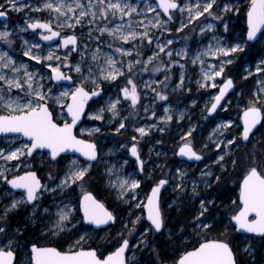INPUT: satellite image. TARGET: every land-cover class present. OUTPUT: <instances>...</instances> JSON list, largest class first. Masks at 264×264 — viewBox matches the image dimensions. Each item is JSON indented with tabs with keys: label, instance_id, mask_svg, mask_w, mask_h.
Listing matches in <instances>:
<instances>
[{
	"label": "snow or ice",
	"instance_id": "6c2138e0",
	"mask_svg": "<svg viewBox=\"0 0 264 264\" xmlns=\"http://www.w3.org/2000/svg\"><path fill=\"white\" fill-rule=\"evenodd\" d=\"M25 9L41 15L29 17L22 28L10 31L5 24L0 30V41L7 45V49H0V134L5 138L0 141V184L7 189L4 195L8 198L7 203L0 205V264H18L17 253L25 249L27 264H140L135 251L141 247L157 256L148 264H164L148 236L161 234L162 229L170 232L169 238L176 235V231L166 228L161 208V190L169 180L177 197L188 196L190 191L189 199L199 200L198 212L177 225L181 241L191 236L195 242L191 246L185 244L173 264H243L242 253L253 256L251 240L255 237L248 238L241 247L231 238L227 227L230 225L236 233L256 234L264 241V140L253 143L256 133L264 129V57L249 64L246 75L241 77L255 79L256 74H260L261 78L256 80L257 88L244 108L242 125H236L238 135L231 131V119L217 123L202 145L203 149L211 146L209 154L197 151L193 143L195 126H190L180 136L178 155L191 161L211 160L200 172L199 179L205 188L221 182L214 168L225 173L230 165L242 173L238 198L229 209L233 214L228 217V225L217 218L215 200L201 198L195 180L188 188L187 172L182 168L174 170L175 176L158 179L151 186L146 203L137 201L141 180L119 175L123 164L128 163L125 160L119 169L115 165L106 168L109 184L117 188L121 199L127 198L124 203L130 208H145L150 223L132 244L130 238L136 236L137 226L143 224L141 216L129 211L127 223L122 222L124 231L98 244L105 240L99 232L114 224L117 216L90 192L74 203L70 190L73 185L87 181L93 162L98 160L94 140L78 138L74 130L85 115L88 102L107 94L105 83L117 91L90 114V119L105 121V114H109L108 123L119 134L126 130L128 121L127 116L121 115L123 105L132 112L140 105L146 115L151 111L150 119L157 121L134 129L143 139L154 130L163 133L173 120V111L165 107L164 114L157 116L154 108L140 104L142 93L146 97L151 92L153 100L167 101L173 70L179 69L178 83L172 89L176 91L186 87L187 67L198 65L197 89L217 90L210 105H205L203 110V118L207 119L218 107L223 109L221 101L234 88L233 78L226 75L227 66L245 52L250 41L257 40L258 33L260 41L264 42V0H248L246 38L241 36L234 40L217 36L216 24L205 21L211 17L222 25L224 33H229L231 14L240 10L238 0H36L35 4L2 0L0 17H6L8 10ZM196 28L200 36L212 32L211 42L193 49L189 43L191 36L185 35L181 37L183 46L177 49L176 34L184 33L185 29L195 33ZM19 32L29 33L32 40L19 36ZM14 33L21 41L19 54L13 48ZM43 41L50 44L45 48ZM73 53L79 59H70ZM209 56L215 58L216 63H208ZM24 57L29 58L28 61ZM144 73L150 76L158 73L163 78L138 82L136 78ZM217 78H223V82L217 84ZM65 82L70 83L65 86ZM187 90L190 92L191 88ZM192 103L195 105L196 101ZM179 119H184L183 112L179 113ZM102 127L103 124L80 131H87L93 137L101 133ZM261 135L264 137V132ZM137 143V137L133 136L130 152L136 158L134 163L139 165V171L144 172L145 161L140 158ZM248 143H252V148L237 157L241 145ZM43 150H47V163L52 166L46 178L54 187L42 183L32 170V162ZM69 150L80 153L84 162L74 157L63 163L67 157L62 153ZM60 172L62 176L53 175ZM112 176L116 178L113 180ZM17 190L21 193L19 197L15 196ZM45 193L53 194L52 203L47 207L40 203ZM29 207L31 211L24 230L18 227L13 231L9 216L27 211ZM28 224L44 237L57 238L56 242L49 240V246H41L39 241L23 240ZM218 227L225 230L216 238H207L206 234ZM85 228L97 236L93 237ZM93 244L98 246L93 247ZM109 248L114 250L109 251ZM129 252L131 258L126 255Z\"/></svg>",
	"mask_w": 264,
	"mask_h": 264
},
{
	"label": "rangeland",
	"instance_id": "374dc122",
	"mask_svg": "<svg viewBox=\"0 0 264 264\" xmlns=\"http://www.w3.org/2000/svg\"><path fill=\"white\" fill-rule=\"evenodd\" d=\"M2 2V0H0ZM27 3L35 4L36 0H25ZM239 3V12L232 13L231 14V20L229 22V33H224L222 31V25L214 21L211 17L208 18L205 23H215L217 26L216 35L217 36H223L225 40H234L238 37H245L246 38V30L243 31V26L246 25V16L247 13V4L248 0H238ZM10 11V12H9ZM37 15H41L39 13H32L29 12L27 9L15 12L8 10L7 18L6 19H0V30H2L3 26L5 24L8 25L9 30H13V28H22L25 24V21L29 17H34ZM204 18L202 17L201 20ZM19 36L24 37L25 39L32 40V36L29 35V33L25 32H19ZM185 35H190V47L195 49L197 46L203 47L207 45L212 40L213 33L207 32L203 36L199 35V28H196L195 33H189L188 29H185L184 33L176 34V48L179 49L183 46V42L181 40V37ZM171 38V37H170ZM12 39L15 41V44L13 45V48L15 49L16 53H20V43L21 41L19 39H15L14 36H12ZM86 40L87 38L84 37ZM90 43V42H89ZM50 43H47L45 41L42 42L43 47H47ZM0 49H7V45L4 44L2 41H0ZM255 53V54H254ZM151 53H146V55H150ZM252 55H255V59H250ZM264 57V42H261L260 39L256 42L248 44V46L245 48V52L241 53L239 57H237L232 65L227 66L226 68V75L231 76L232 78H235L236 80V90L235 93H233L230 97H228L223 105V109H219L218 115L215 117V120L210 121V117L208 116L207 119L203 118V110L205 108V105H210L211 103V97L216 95L217 90L216 89H197L196 86V80L199 79V66L198 65H189L186 70V87L176 89V91H172L173 88H176V84L178 83V71L179 69L176 68L172 72V80L169 82V90L166 93L168 95L167 101H159V100H153V95L151 92H148L147 96L145 97L142 93V98L140 101L141 105H149L151 108H154V110L157 113V116H161L164 114L163 109L165 107H170L173 111V120L169 123L168 127L163 133H166V135H169V137L173 138L172 143L168 145L169 147L164 148L161 147L159 143L155 140L154 137L156 133L161 134V132L154 130L149 136L140 139L139 135L134 131L136 127L143 126L145 124L149 123H156L155 118H149L151 116V111L146 115L143 111V108L138 105L135 112H132L131 109L127 107V105H123V110L121 111L122 116H127L128 121L125 122L126 130H122L121 133L117 134L114 131V126L110 125L108 123L107 117L109 114L106 115L105 121H95L90 119V114L94 113L99 107L103 106L105 101H107L109 95H112L114 97L115 92L117 91L115 88L112 87V85H109L107 83L104 84L105 89L108 90L107 94L104 95L102 98L99 97L98 99L93 100L91 107L88 109V112L85 115L84 122L78 127L77 134L80 136H83L84 138H90L94 140L98 146V149L100 150L99 158L97 162H93L92 173H96L97 175L101 176V178L104 181V189L109 191V198L111 197L110 201L115 209L117 207H120L119 214L120 216L117 219V223H120L121 229L122 222L127 223L128 213L129 211H132L135 213V215H139L142 217V224L143 226L138 225L139 231L136 233V236L134 238H130L132 241V244H135L137 239H139V233L143 232V228L146 227L150 222H148L145 218V211L144 208L136 209V208H130L128 204L124 203V199H121L119 197V192L117 188L112 187L109 184V174L106 172V168L111 167L112 165H115L116 168H121V165L125 160L128 161L127 164H123V168L121 169L119 175L122 177L126 176H133L137 179L141 180V186L140 189L137 190V201H144L146 202V196L149 195L151 191L150 184H148L149 180L152 179V176L154 174L158 175V179H161L163 177L169 178V176H175V169L176 168H182L187 172V180L188 188H191V181L195 180L198 187L197 191L200 193L201 198L207 197L209 199H215L214 195L212 194L209 189L205 188V185L203 182L200 181V172L202 169H204L205 164H210L211 160L207 159L203 163H195V164H189L187 161L183 160L184 162H178L175 163L177 165L174 166H168L166 163L170 158H172L174 155H176L177 149L180 146V136L183 134L184 131H186L190 126H195L196 131L193 133V143L196 145V147L203 151L205 154H209L211 151V146L209 149H203L202 145L207 142V138L209 134L212 132V129L215 128L217 123H220L222 120H228L231 119L233 121L232 129L231 131L233 133L239 134V130L236 128L237 124L242 125L241 121V115L244 111V108L247 105V101L245 99H250L252 97V93L256 90L257 84L256 80L260 79V74H256L255 79L253 77H248L247 80L241 79L242 76L246 75V69H248L249 64H254L258 62V60ZM87 58V57H86ZM25 61H28L29 58L24 57ZM70 59H79V56H77L75 53H73V56L70 57ZM208 63H216V59L209 56L206 58ZM243 61V66H241V63ZM35 63V62H31ZM150 78L152 79H162L163 77L160 74H153L150 76L149 73H144L142 76H138L136 79L139 82L140 80L147 81ZM189 78L191 82H189ZM223 82V78H217V84H221ZM253 82V90L250 93L248 90V85ZM69 83H65V86H67ZM191 88V91L189 92L187 89ZM195 100L196 103L193 105L192 101ZM123 104V102H122ZM184 113V119H179V113ZM131 113V114H130ZM103 124V127L101 128V133L95 134V136L90 137L87 131L81 132L80 129H89L94 127H100ZM136 136L138 140V146L140 147V150L144 154V161L145 165L144 172L139 171V165L134 163L136 160L130 156V145L132 144V137ZM262 137L261 133L259 132L256 134L255 138H253V143L260 140ZM5 138L3 136H0V141H3ZM241 150H244L246 153L252 148V143H249L247 147H245L244 144L241 145ZM159 153V155H157ZM63 155V154H62ZM67 157L63 163H67L68 160L72 158H78L81 163L84 162V160L78 156L77 154H66L63 155ZM214 159V157H213ZM167 160V161H166ZM34 164V167L32 170H35L38 173V176L42 179L43 183H48L50 186H53L50 181L47 180L46 174L51 169V165L47 163V150L42 151L36 159L32 162ZM35 165H39V167H35ZM56 167H59L57 165ZM163 169V170H162ZM172 170V171H169ZM213 172L215 174H219L220 172L218 169H213ZM146 173H150V176H146ZM167 173V175H166ZM63 175V172L60 173H53V175ZM91 176L87 179V181L83 184H76L72 186V189L70 191H73V202L75 203L77 198H81L86 191L91 190L90 187V179ZM115 176H112L111 179H115ZM157 179V180H158ZM59 181H57L58 183ZM152 186V185H151ZM213 186V185H212ZM165 192V199L164 202L161 205L162 210L164 211L165 208L169 207V205H172L171 207H175L180 203L181 198H188L191 197V192L189 191L188 196H180L177 197L176 193L173 191V185L172 181L169 180V185L166 188ZM7 191V189L4 188L2 184H0V205H3L8 202V198L4 195V193ZM20 191L15 192V196H20ZM53 200V194L45 193L44 197L41 199L40 203L47 207L49 204L52 203ZM176 201V204H173V201ZM191 201H194L196 199H190ZM217 207L219 205L216 204ZM232 203L227 204L226 208L222 207L219 208L217 211V217H224L226 218L227 222L226 225H228V217H230L233 213L229 211V209L232 207ZM199 207V203H198ZM124 209V210H123ZM224 209V211H223ZM31 211V208L29 207L27 211L21 210V212L17 215H11L9 216V221L11 224V228L14 231L16 228H18V222L17 220L23 219L26 223L28 213ZM53 212H55V209H52ZM19 219H17V217ZM17 219V220H16ZM14 223V226L12 225ZM30 227L32 225L28 224ZM13 226V227H12ZM79 227V226H78ZM131 227V225H129ZM20 228V227H19ZM33 228V227H32ZM169 229L168 227H166ZM225 229V228H224ZM22 230V229H21ZM124 230V229H123ZM227 227V231H228ZM85 231H88L90 235L95 237V232H92L91 229H85ZM33 233H36L37 240L40 242L41 240H44L45 242H48L49 240L53 241L57 238H48L41 235L40 232H36V230L33 228ZM102 237H105V240H101L103 242H106L107 239L111 237L110 230H103L101 233ZM161 235L169 236L170 232L163 229L161 231ZM152 237L154 235L150 234L148 236V239L151 241ZM74 239L77 237H73ZM250 238L249 236L244 237L245 241ZM255 241V238L251 240V244L253 247V243ZM36 242V241H34ZM42 242V241H41ZM246 243V242H245ZM259 242L258 244H260ZM254 249V259L253 256H249L246 253V257L248 256L250 258V263H253L256 259V251L257 249ZM264 249V248H263ZM262 249V250H263ZM151 253L149 250L144 249L143 247L137 249L135 251V257L140 262V264H148V261H152L150 255ZM261 262L259 264H264V251L261 252ZM132 253H128V257L131 258ZM28 259V252L25 249L22 253V256L20 258V261L18 264H27ZM248 264V263H246Z\"/></svg>",
	"mask_w": 264,
	"mask_h": 264
},
{
	"label": "trees",
	"instance_id": "16d2710c",
	"mask_svg": "<svg viewBox=\"0 0 264 264\" xmlns=\"http://www.w3.org/2000/svg\"><path fill=\"white\" fill-rule=\"evenodd\" d=\"M247 29L246 25L243 26V31ZM255 54V53H254ZM250 59H255V55H252ZM248 90L251 93L253 90V82H251L248 85ZM249 99H245V101H248ZM261 140H264V137L261 138ZM244 150H241L240 152L238 151V154L236 155L237 157H241L244 154ZM240 172L239 170H233L232 167L229 165L228 170L225 173H221V182L219 184H213V186L209 189V191L212 194H215V203L218 204V207H216L215 211L219 210L222 205H227L229 204L230 201H232L234 198H237L236 192L231 189L227 184L229 180L232 179V174ZM90 187L92 192L96 194L98 198H102L105 202L111 204V197L109 198V191L104 189V181L101 178V176L97 175L96 173H92L91 179H90ZM227 185V186H226ZM164 200H166L164 198ZM166 201L164 202V204ZM198 203L199 200L196 199L194 201H191L188 198H181L180 203L178 204L179 206L175 207H167L164 210V215L166 218V227H168L171 230L176 231V235L174 236H164L161 234H155L154 237H152L151 242L155 246L156 253L159 254L158 259L160 261H163L164 264H173V261L175 259H178V254L182 253L184 250V245L187 244L191 246L195 242L194 237H186L183 241L179 239V232L177 225L180 222H187L191 216L195 215L198 210ZM124 210V209H123ZM118 213L120 211V207H117L116 210ZM218 214V213H217ZM120 215V214H119ZM218 219H221L223 221V224L226 221V218L224 217H217ZM25 223L20 224L22 226L23 230L25 228ZM225 225V224H224ZM24 226V227H23ZM27 231L24 233V236L29 238V240H34V234H29L31 230H33L32 227L27 225ZM228 233L231 234V238L236 240L237 243L243 247L244 246V241L241 242V239H239V235L235 232V230L230 226L228 227ZM225 229L224 227H218L217 229L213 230L210 233H207V238L213 239L216 238L220 232H223ZM190 231V229H189ZM253 247L257 249L256 251V256L261 253V249L258 247L256 242L253 243ZM149 257H151L152 261H155L157 259V256L154 255L153 253H149ZM246 253H242L240 259L243 261V264L248 263V264H256V263H250V258L245 256Z\"/></svg>",
	"mask_w": 264,
	"mask_h": 264
},
{
	"label": "flooded vegetation",
	"instance_id": "af4514ba",
	"mask_svg": "<svg viewBox=\"0 0 264 264\" xmlns=\"http://www.w3.org/2000/svg\"><path fill=\"white\" fill-rule=\"evenodd\" d=\"M10 12V11H9ZM236 81V80H235ZM236 86H237V84H236ZM236 86H235V89H236ZM233 93H235V92H233ZM232 93V94H233ZM217 94V93H216ZM232 94H230L228 97H230ZM227 97V98H228ZM99 98V97H98ZM98 98H96V99H98ZM227 98H225V100H224V103H225V101H226V99ZM92 102L93 101H91L89 104H88V106H89V108L91 107L90 105L92 104ZM224 103L222 104V105H224ZM219 109H220V107L217 109V112L216 113H214L213 115H209V117H210V121H213V120H215V117L218 115V113L220 112L219 111ZM262 123H264V121L262 122ZM260 127V126H259ZM258 127V128H259ZM262 132H264V129H261V131H260V133H262ZM259 132H257L256 134H258ZM156 139V141H161V143L162 144H160V146L161 147H164V148H167V147H169L168 145H170V143H172V141H173V138L172 137H169V135H166V133H161V134H158V133H156L155 134V136H154ZM262 138V137H261ZM261 140V139H260ZM249 144V143H248ZM248 144L247 145H245V147H247L248 146ZM195 145V144H194ZM131 146V145H130ZM196 146V145H195ZM137 147H138V149H139V151H140V158H141V160H143L144 161V157H143V153H142V151L140 150V147L138 146V144H137ZM131 148V147H130ZM196 149H197V151H201V150H199L197 147H196ZM241 147H240V149H239V152L241 151ZM178 150H179V148L177 149V152H178ZM129 152H130V149H129ZM177 152H176V155H174L172 158H170L169 160H168V162L166 163V165H168V166H172L173 168H174V166L175 165H177L175 162L176 161H178V162H184L185 160L187 161V163H189V164H195V163H203L205 160H203V161H195V162H191V161H189V160H187V159H182V158H180L178 155H177ZM238 154V152L236 153V155ZM130 156L132 157V155H131V152H130ZM132 158H134L135 160H136V158L135 157H132ZM184 160V161H183ZM167 161V160H166ZM145 170H146V168H144ZM221 173H219L218 175H220ZM221 176V175H220ZM164 179H168V178H166V177H163ZM157 179H158V175H156V174H154L153 176H152V179H150L149 180V182H148V184H150V187H151V185H153L156 181H157ZM242 181V173L241 172H238V173H234V174H232V179L231 180H229V182H228V186L229 187H231V189L232 190H234V192H236V196H237V198H238V194H239V185H240V182ZM169 185V184H168ZM168 185H166V187L164 188L165 190H164V192H163V194H162V196H161V205H162V203L164 202V198H165V192H166V188H167V186ZM226 185V186H227ZM92 191V190H91ZM87 192V191H86ZM237 198H234L232 201H234V200H237ZM100 199V198H99ZM102 199V198H101ZM103 200V199H102ZM104 201V200H103ZM232 201H230L229 203H232ZM105 202V201H104ZM107 205H108V207L112 210V212L113 213H115V215L117 216V219H118V217L120 216L119 215V213L116 211L117 209H115L114 208V206L112 205V203L110 204V203H107V202H105ZM226 206L227 205H222L221 206V208L222 207H225L226 208ZM223 211H224V209H223ZM163 213H164V211H163ZM17 217V219H19V217L18 216H16ZM145 218H146V216H145ZM16 219V220H17ZM147 220V219H146ZM17 224H18V226L22 229V231H23V228H22V226H20V224H24L25 222H24V220L23 219H19V220H17ZM149 222V221H148ZM226 222H227V220L225 221V225H226ZM26 224V223H25ZM13 226H14V223L12 224ZM12 226V227H13ZM24 227V226H23ZM228 227H230V225H228ZM85 229H89V228H85ZM110 230V234H111V237L110 238H112V237H114L115 235H116V233L117 232H119V231H124L123 229H121V226H120V223H117V221L114 223V224H110L109 226H106V227H104V230ZM163 230V229H162ZM161 230V231H162ZM101 233H102V231L101 232H99V236L100 237H102V235H101ZM29 234H34V240H32V241H38L37 240V238H35V236H37L36 235V233H33V230H31V232L29 233ZM238 235H239V239H241V242L242 241H244V242H246L245 241V239H244V237H246V236H249L250 238H252V237H255V241L254 242H256V244L258 245V247L262 250L263 248H264V241H262L256 234H248V233H237ZM95 235L97 236V233H95ZM95 236V237H96ZM109 238V239H110ZM61 240L63 239V238H60ZM23 240H29V238H27V237H23ZM23 240L21 241L22 243H23ZM56 240L57 239H55V240H53L52 242L53 243H55L56 242ZM42 241V242H41ZM39 243H40V245L41 246H48L49 245V241L48 242H45L44 240H41ZM130 242L132 243V241L130 240ZM259 242H261L260 244H258ZM90 243H91V241H90ZM105 242H103V241H98V244H104ZM98 244H93L92 246L93 247H97L98 246ZM244 245H245V243H244ZM118 246V245H117ZM109 251H111V250H114V248H109L108 249ZM264 251V249L261 251V252H263ZM106 254V253H105ZM128 255V254H127ZM261 255H262V253H260V254H258L257 256H256V259H255V261H253L254 263H256V264H259L260 262H261ZM21 256H22V253L21 252H18L17 253V261H18V263H19V261H20V258H21ZM245 256H246V254H245ZM246 264V263H245Z\"/></svg>",
	"mask_w": 264,
	"mask_h": 264
},
{
	"label": "water",
	"instance_id": "95a60500",
	"mask_svg": "<svg viewBox=\"0 0 264 264\" xmlns=\"http://www.w3.org/2000/svg\"><path fill=\"white\" fill-rule=\"evenodd\" d=\"M246 13H247V11H246ZM7 18V16L6 17H0V19H6ZM246 24H247V16H246ZM247 31V30H246ZM260 39V33H258L257 34V40H254V41H250V43H253L254 44V42H256V41H258ZM45 42H47V41H45ZM47 43H50V42H47ZM233 81H234V88L233 89H230L229 90V92L226 94V96H225V98H227L230 94H232L233 92H235V86H236V81H235V78H233ZM65 83H70V82H65ZM96 98H98V97H94L92 100H90L89 102H88V104L91 102V101H93V100H95ZM224 103V100L223 101H221V104H223ZM219 108V107H218ZM217 108V109H218ZM88 109H89V106L87 105L86 106V108H85V115H86V113L88 112ZM214 113H212L211 115H213ZM85 115L81 118V122H79L78 123V125H77V128L74 130L75 131V133L77 134V129H78V127L84 122V120H85ZM242 116H243V113H242V115H241V121H242ZM263 122V121H262ZM243 123V122H242ZM257 127H259V125L257 126ZM0 136H2V134H0ZM77 136H78V138H81V139H90V138H84L83 136H80V135H78L77 134ZM95 142V141H94ZM96 143V142H95ZM131 147V146H130ZM97 150H98V158H99V153H100V150L98 149V146H97ZM44 151V150H43ZM179 151V150H178ZM178 153V152H177ZM63 155H66V154H77L78 156H80L83 160H85V158L80 154V153H78V152H73V151H71V150H69V151H67L66 153H62ZM178 155V154H177ZM180 158H182V159H187L186 157H182V156H180V155H178ZM133 157V156H132ZM188 160V159H187ZM98 161V160H97ZM97 161H94V162H97ZM189 161H191V160H189ZM191 162H195V161H191ZM35 171V170H34ZM37 175H38V173H37ZM39 177V176H38ZM40 178V177H39ZM40 180H41V182H42V179L40 178ZM43 183V182H42ZM166 187V186H165ZM164 190L165 189H162L161 190V195H160V199H161V196H162V194H163V192H164ZM19 191V190H18ZM91 193L95 198H96V200L97 201H99L101 204H103L104 205V207L105 208H107L108 209V211H111L112 212V210L108 207V205L100 198H98L97 196H96V194L94 193V192H92L91 190H89V191H87L86 193H84L83 195H85V194H87V193ZM150 193H151V191H150ZM150 193H149V195H150ZM83 195H82V197H83ZM81 197V198H82ZM147 202V201H146ZM145 202V203H146ZM144 211H145V216H146V212H147V210L144 208ZM163 211V210H162ZM113 213V212H112ZM114 215H115V213H113ZM248 234H252V233H248ZM49 246V245H48ZM128 253H126V255H127ZM128 256V255H127Z\"/></svg>",
	"mask_w": 264,
	"mask_h": 264
},
{
	"label": "bare ground",
	"instance_id": "6f19581e",
	"mask_svg": "<svg viewBox=\"0 0 264 264\" xmlns=\"http://www.w3.org/2000/svg\"><path fill=\"white\" fill-rule=\"evenodd\" d=\"M19 35V34H18ZM13 36L15 37V39L17 40V33H14Z\"/></svg>",
	"mask_w": 264,
	"mask_h": 264
}]
</instances>
